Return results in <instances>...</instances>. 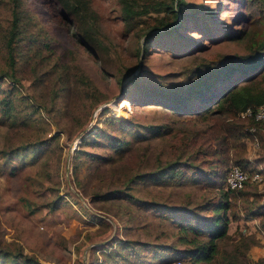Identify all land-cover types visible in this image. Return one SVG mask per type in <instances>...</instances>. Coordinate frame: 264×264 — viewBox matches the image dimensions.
<instances>
[{
    "label": "rangeland",
    "instance_id": "374dc122",
    "mask_svg": "<svg viewBox=\"0 0 264 264\" xmlns=\"http://www.w3.org/2000/svg\"><path fill=\"white\" fill-rule=\"evenodd\" d=\"M87 1L94 11L89 18L69 15L56 0H23L32 22L16 47L13 76L3 73L10 67L0 37V88L12 91L10 111L0 104V264H16L19 252L31 264H84L88 242L108 231L111 242L93 247L91 264L101 263L100 250L119 239L177 247L164 255L141 254L131 264H264V129L258 121L245 122L246 130L263 138L254 146L252 135L246 137L239 155L248 178L231 198L227 233L208 260L194 263L182 256L186 244L177 243V228L155 208L158 203L195 208L216 188L188 181L189 176L160 182L149 174L126 184L136 172L155 171L173 158L177 129L191 133L204 127L197 114L185 113L191 107L178 112L157 102L140 104L135 89L149 86L163 102L162 94L199 76L194 67L210 73L218 66H210L213 59L248 53L251 44L264 40L259 3L187 0L203 9L154 29L159 35L145 51L144 28L150 26L141 22L125 32L118 0ZM148 14L156 12L142 17ZM10 19L8 0H0L1 30ZM233 30L243 35L234 38ZM259 78L264 86V75ZM124 80L122 98L97 108L120 95ZM110 116L128 120L129 129L112 125ZM157 123L166 124L157 137L134 134L140 124ZM97 131V138L83 143ZM108 135L117 136L119 145ZM255 170L261 173L251 178ZM115 188L120 192L114 195ZM135 197L157 204L149 209Z\"/></svg>",
    "mask_w": 264,
    "mask_h": 264
},
{
    "label": "trees",
    "instance_id": "16d2710c",
    "mask_svg": "<svg viewBox=\"0 0 264 264\" xmlns=\"http://www.w3.org/2000/svg\"><path fill=\"white\" fill-rule=\"evenodd\" d=\"M56 1L60 8H63L69 15L82 18L93 16L94 11L87 0ZM118 1L125 32H130L141 22L150 26V29L144 28L145 38L142 48L145 51L152 38L159 35V32L154 31V29L171 27L179 23L180 20L188 18L191 13L203 9L201 3L196 6L187 0ZM255 1L259 3L260 11L264 15V0ZM8 3L11 19L6 31L0 29V37L3 39L6 59L10 67V72L4 71L3 73L13 76L15 73L16 47L20 41L25 39V26L26 24L30 25L32 20H30L31 18L25 9L23 0H8ZM208 10L212 12L209 14H213L210 8ZM149 11L156 12V15L148 14L142 17ZM159 12H162V15ZM242 20L249 23L247 19ZM242 35V30H233L232 32L234 38ZM31 42L32 40H30ZM253 45H250L248 53L222 55L213 59L212 62L216 63H210V66L214 64L218 66H214L210 73L202 71L200 67H194L193 72L198 73L199 76L192 82L190 81L186 87L179 83L176 89L162 94L166 99L163 102L154 98L157 91L149 86L136 88L133 93L140 104L157 102L163 107L178 112H184L185 109L191 107L189 108L191 112L185 113L197 114L198 119L204 123L203 128L191 133H186L184 129H177L173 135L172 149L176 153L173 158L168 159L162 166L159 165L160 167L155 171L136 172L126 181V184L129 185V183L135 182L137 178H143L149 174L150 178L160 179V182L172 180L182 182L186 176H189L188 181L200 179L203 184L217 189L216 193L207 197L203 203L195 208L165 203H158L160 206L155 208L175 225L177 243L186 244L181 250L182 256L194 263L212 258L218 246V238L227 233L228 209L232 205L231 198L237 190V188L224 186V177L228 165L234 163V165L241 166L243 158L239 154L245 150L246 137L252 135L253 138L256 135L259 142L263 138V134L251 130L249 132L245 129V122L257 121L250 116H241V112L247 107L255 108L264 100V86H262L259 78L264 75V40L260 42L256 40L255 47ZM3 75L0 76V87ZM130 82L132 83L134 80ZM222 83L224 84L222 85ZM125 89L128 91V86H125ZM10 96L12 97L10 89L4 91L0 88V104L5 111L11 109ZM196 101L199 103L197 104ZM108 120L123 131L130 127L126 119L110 116ZM133 126L135 125L133 124ZM165 126L166 124L163 123L140 124L134 134L137 137H144L147 135L145 133H152L154 137H157L164 132ZM98 133L99 131L92 137L85 139L83 143L92 142L98 137ZM108 137L116 141L117 145L121 142L117 136L108 135ZM200 158H202V165L195 163ZM113 192L115 195L120 192V189L115 188ZM135 198L149 209L157 204L154 201ZM196 208H200V210L197 211ZM171 244L173 242L158 244L148 240L128 241L119 239L100 250L103 260L101 263L95 262V264L137 263V258L142 259L141 254L153 253L152 256H158L166 254L165 251L177 248ZM116 245L118 247H115ZM18 256L20 259L16 261V264H31L30 256H26V253L19 252ZM127 258L129 259L126 260ZM147 261L151 262L150 260Z\"/></svg>",
    "mask_w": 264,
    "mask_h": 264
},
{
    "label": "built area",
    "instance_id": "2783aa9c",
    "mask_svg": "<svg viewBox=\"0 0 264 264\" xmlns=\"http://www.w3.org/2000/svg\"><path fill=\"white\" fill-rule=\"evenodd\" d=\"M242 117L250 116L254 120L258 121L264 129V100L263 102L256 106L255 108L247 107L245 110L241 112ZM258 137L255 135L252 140V144L254 146L258 145ZM260 170H255L252 174L251 178H256L260 175ZM248 178V172L244 168L238 165H230L225 177H224V185L229 188H238L244 184V182Z\"/></svg>",
    "mask_w": 264,
    "mask_h": 264
},
{
    "label": "water",
    "instance_id": "95a60500",
    "mask_svg": "<svg viewBox=\"0 0 264 264\" xmlns=\"http://www.w3.org/2000/svg\"><path fill=\"white\" fill-rule=\"evenodd\" d=\"M138 66H140V63L138 64ZM126 80V79H125ZM125 80L123 81V83H122V85H121V92H120V95L119 96H117L115 99H113L110 103H108V102H104V103H102V104H99L98 106H97V108H100V109H102L103 107H105L107 104H111L113 101H117V100H120L121 98H122V95H123V93H124V82H125ZM93 124V121H91L90 122V125L89 126H91ZM82 136V135H81ZM81 136L79 135V136H77L74 140H73V142H72V144H71V147H70V152H72V150L75 148V146H76V144L80 141V139H81ZM75 192V191H74ZM75 193H77V192H75ZM83 199H85L84 197H82ZM111 230H115L116 232H117V227H112V229ZM111 234H113V231H111V232H106V233H104V234H102V235H100V236H98L96 239H93L94 241L92 242V240L91 241H89L88 242V246L85 248V249H83V256H84V258L86 259V261H85V263L84 264H91L90 262H91V256H92V253H93V247L94 246H101L102 244H106V243H108L109 241L111 242V239H112V235Z\"/></svg>",
    "mask_w": 264,
    "mask_h": 264
}]
</instances>
